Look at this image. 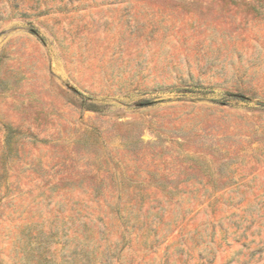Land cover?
Segmentation results:
<instances>
[{
  "label": "rangeland",
  "instance_id": "obj_1",
  "mask_svg": "<svg viewBox=\"0 0 264 264\" xmlns=\"http://www.w3.org/2000/svg\"><path fill=\"white\" fill-rule=\"evenodd\" d=\"M0 264H264V0H0Z\"/></svg>",
  "mask_w": 264,
  "mask_h": 264
}]
</instances>
